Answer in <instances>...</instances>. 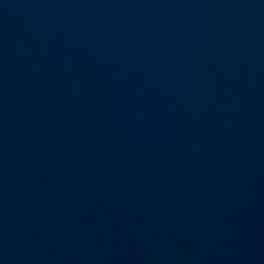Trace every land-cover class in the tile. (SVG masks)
I'll return each instance as SVG.
<instances>
[{
	"label": "water",
	"instance_id": "95a60500",
	"mask_svg": "<svg viewBox=\"0 0 264 264\" xmlns=\"http://www.w3.org/2000/svg\"><path fill=\"white\" fill-rule=\"evenodd\" d=\"M0 264H264V0H0Z\"/></svg>",
	"mask_w": 264,
	"mask_h": 264
}]
</instances>
